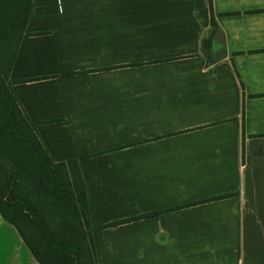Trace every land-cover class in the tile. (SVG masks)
Here are the masks:
<instances>
[{
	"label": "crops",
	"instance_id": "1",
	"mask_svg": "<svg viewBox=\"0 0 264 264\" xmlns=\"http://www.w3.org/2000/svg\"><path fill=\"white\" fill-rule=\"evenodd\" d=\"M211 5L31 0L8 82L77 161L97 264L264 263V0ZM0 264H38L1 215Z\"/></svg>",
	"mask_w": 264,
	"mask_h": 264
},
{
	"label": "trees",
	"instance_id": "2",
	"mask_svg": "<svg viewBox=\"0 0 264 264\" xmlns=\"http://www.w3.org/2000/svg\"><path fill=\"white\" fill-rule=\"evenodd\" d=\"M208 5L215 26L211 0ZM30 9L31 0H0V215L38 264H97L77 161L51 158L8 82Z\"/></svg>",
	"mask_w": 264,
	"mask_h": 264
},
{
	"label": "rangeland",
	"instance_id": "3",
	"mask_svg": "<svg viewBox=\"0 0 264 264\" xmlns=\"http://www.w3.org/2000/svg\"><path fill=\"white\" fill-rule=\"evenodd\" d=\"M258 241L260 243L259 249L261 248V253L264 251V232L259 233ZM264 264V263H261Z\"/></svg>",
	"mask_w": 264,
	"mask_h": 264
}]
</instances>
